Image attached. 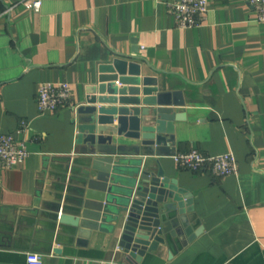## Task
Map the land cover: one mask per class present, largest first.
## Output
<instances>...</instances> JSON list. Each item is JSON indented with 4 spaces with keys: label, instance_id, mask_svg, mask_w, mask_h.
I'll return each mask as SVG.
<instances>
[{
    "label": "crops",
    "instance_id": "1",
    "mask_svg": "<svg viewBox=\"0 0 264 264\" xmlns=\"http://www.w3.org/2000/svg\"><path fill=\"white\" fill-rule=\"evenodd\" d=\"M16 1L0 16V132L26 138L29 155L0 167V264H26L30 250L45 264H125L120 217L108 219L110 231L57 218L75 215L97 173L98 152L82 151L89 142H78L76 108L113 59L154 78L157 101L137 106L162 107L171 118L153 153L134 154L139 140L122 133L111 143L126 153L110 155L157 160L191 194L189 224L199 229L184 244L167 234L126 263L264 264V23L253 4L208 0L202 23L183 28L165 0H43L39 11L30 0H0V11ZM60 81L69 83L71 98L40 112L39 84ZM21 120L27 127L18 131ZM147 123L140 115L139 128ZM191 147L231 151L236 171L217 176L180 167L173 155Z\"/></svg>",
    "mask_w": 264,
    "mask_h": 264
},
{
    "label": "water",
    "instance_id": "2",
    "mask_svg": "<svg viewBox=\"0 0 264 264\" xmlns=\"http://www.w3.org/2000/svg\"><path fill=\"white\" fill-rule=\"evenodd\" d=\"M152 84L154 78L140 77L136 63L113 59L112 63L100 66L97 82L86 87V104L76 108L78 142H89L82 151L98 152L92 164L97 173L89 180L82 207L76 208L75 215H57L60 221L66 220L80 229L109 231L114 224H108V219L120 217L118 245L126 253V262L139 261L147 250L165 243L167 234L184 244L199 230H191L189 224L191 194L178 187L176 179L166 177L157 160L154 163L142 156L126 159L110 155L126 153V146L111 143L112 134L127 133L138 139L131 147L134 154H151L156 150L153 146L164 140L160 132L164 120L171 118L165 109L137 106L157 101V88ZM97 102L100 104L96 105ZM149 113L152 117H145ZM140 115L149 122L141 128ZM115 118L117 124L113 125ZM131 121L135 124L128 131ZM60 206L55 204L54 210L58 211Z\"/></svg>",
    "mask_w": 264,
    "mask_h": 264
},
{
    "label": "built area",
    "instance_id": "3",
    "mask_svg": "<svg viewBox=\"0 0 264 264\" xmlns=\"http://www.w3.org/2000/svg\"><path fill=\"white\" fill-rule=\"evenodd\" d=\"M256 10V18L264 23V0H247ZM43 0H30L32 11H39ZM168 10L172 13L178 27H192L202 23L208 10V0H165ZM17 4L11 2L0 11V16L10 13ZM72 92L68 82H41L36 95L37 108L40 112L55 111L65 105ZM27 122L20 121L21 129H26ZM17 133V132H16ZM28 140L15 137L12 132H0V167H11L22 163L29 155ZM174 161L180 167L194 171L209 170L217 176H224L236 171V159L231 151L218 154H205L191 147L175 153ZM26 264H45L42 255L37 251H27Z\"/></svg>",
    "mask_w": 264,
    "mask_h": 264
}]
</instances>
